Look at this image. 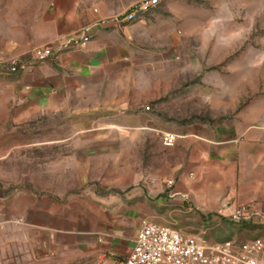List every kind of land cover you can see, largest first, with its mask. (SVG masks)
Returning <instances> with one entry per match:
<instances>
[{
	"label": "rangeland",
	"instance_id": "obj_1",
	"mask_svg": "<svg viewBox=\"0 0 264 264\" xmlns=\"http://www.w3.org/2000/svg\"><path fill=\"white\" fill-rule=\"evenodd\" d=\"M45 1L8 0L0 4V12L14 16L16 28L19 22L27 30L33 9ZM89 1L92 11L107 19L122 14L133 2ZM120 27H131L124 37L126 57L142 63L132 74L127 98L140 100L137 112L155 119L166 133L188 126L214 130L224 122L233 124L250 109L264 112V0H166L142 21ZM34 49L20 56L12 44L0 54V252L31 258L48 254L53 259L57 252L47 253L30 240L25 217H12L23 208L27 216V208L13 207L12 201L32 194L50 198L66 205L71 216L75 206L67 203L86 189V161L102 159L105 167L115 165L123 176L129 173L125 167L131 166L138 174L142 146H125L123 138L132 131L97 130L114 115L112 111L91 105L76 108L73 100L50 113L21 116L25 106L14 87L17 77L4 70L13 61H28ZM159 134L153 133L151 139L159 140ZM172 210L169 204L161 207L152 222L216 243L264 237L260 222L239 226L227 219L209 215L202 219L197 212Z\"/></svg>",
	"mask_w": 264,
	"mask_h": 264
},
{
	"label": "crops",
	"instance_id": "obj_2",
	"mask_svg": "<svg viewBox=\"0 0 264 264\" xmlns=\"http://www.w3.org/2000/svg\"><path fill=\"white\" fill-rule=\"evenodd\" d=\"M6 2L0 0V4ZM90 3H39L27 30L19 22L16 28L14 16L0 12V54L12 44L20 56L30 47L51 48L55 61L39 63L16 76L14 87L25 106L21 116L50 113L71 100L76 108L109 109L114 115L97 130L132 131L123 141L129 148L142 146V172L125 167L129 173L123 176L115 165L107 168L102 159H89L83 172L86 189L67 203L75 206L71 216L66 205L50 198L32 194L14 199L12 206L26 207L27 216L23 208L12 217H25L30 240L47 253L57 252L58 257L0 252V264H116L129 255L140 225L157 220L155 213L167 204L172 212L226 220L236 206L253 203L261 215L258 223L264 224V112L250 109L233 124L224 122L214 130L188 126L173 134L174 145L164 151L160 138L151 139L153 133H166L162 126L138 113L141 101L126 95L132 89V74L142 68V63L126 57L124 37L131 27L109 21L106 27L96 26L93 39L83 49L61 46L102 18ZM120 110L125 113L120 115ZM105 170L107 177L102 178ZM95 234L104 236L100 239Z\"/></svg>",
	"mask_w": 264,
	"mask_h": 264
},
{
	"label": "built area",
	"instance_id": "obj_3",
	"mask_svg": "<svg viewBox=\"0 0 264 264\" xmlns=\"http://www.w3.org/2000/svg\"><path fill=\"white\" fill-rule=\"evenodd\" d=\"M166 0H133L128 8L117 17L101 18L94 26L81 29L76 35L61 43L70 50L83 49L94 37L96 26L106 27L109 21L127 26L142 21L143 17L158 8ZM51 48L43 47L32 51L28 61H13L4 72L18 76L46 61H55ZM164 148L174 145L176 136L160 133ZM261 220L253 203L236 206L227 220L236 225L255 224ZM18 222V221H17ZM1 226V224H0ZM116 264H264V237L243 242H211L203 235H188L179 230L144 222L135 236L132 249L126 259Z\"/></svg>",
	"mask_w": 264,
	"mask_h": 264
}]
</instances>
